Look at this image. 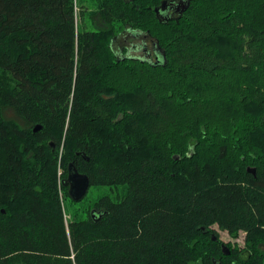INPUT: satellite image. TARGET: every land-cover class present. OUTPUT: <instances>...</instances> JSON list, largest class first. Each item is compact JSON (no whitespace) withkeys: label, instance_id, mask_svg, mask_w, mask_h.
Masks as SVG:
<instances>
[{"label":"trees","instance_id":"16d2710c","mask_svg":"<svg viewBox=\"0 0 264 264\" xmlns=\"http://www.w3.org/2000/svg\"><path fill=\"white\" fill-rule=\"evenodd\" d=\"M163 1L0 0V264H264V0Z\"/></svg>","mask_w":264,"mask_h":264},{"label":"rangeland","instance_id":"374dc122","mask_svg":"<svg viewBox=\"0 0 264 264\" xmlns=\"http://www.w3.org/2000/svg\"><path fill=\"white\" fill-rule=\"evenodd\" d=\"M75 15H76V21L78 23L79 28L81 29L83 24H86L89 26L88 20H80L79 17V6L76 7L75 9ZM128 36H126L127 43L124 42V40H121L120 42H116L114 44V50L116 51L117 55L121 57L123 54L121 53L122 47H125V45L129 48L127 56H132V57H144V55H149V59H153L152 54V43L147 37H142V35L135 34V33H127ZM134 45L136 47V50L134 51L133 49H130V45ZM144 44L143 49L140 48V45ZM107 196L113 201L116 199L117 191L114 189L108 188V187H89L87 191L86 198L83 201L76 202L77 204L73 205L68 199L65 200V207L68 213V216L65 217V221H69L70 217L75 214V209H82L86 204L93 203L96 199L99 197H104ZM70 199V198H69ZM78 218L79 219H84L86 218L85 214H82L81 212H78ZM213 229L218 233L220 239L223 242H228L231 241L230 238L227 236L226 232H221L220 230L217 229L216 226L213 227ZM234 242V241H233ZM238 244H242V234L240 235L239 239L236 241Z\"/></svg>","mask_w":264,"mask_h":264},{"label":"water","instance_id":"95a60500","mask_svg":"<svg viewBox=\"0 0 264 264\" xmlns=\"http://www.w3.org/2000/svg\"><path fill=\"white\" fill-rule=\"evenodd\" d=\"M166 1L164 0L159 8L154 9L156 16L158 17L160 12L164 11L166 7ZM189 0L186 2L185 0H178L177 5L174 7L178 13L182 14L188 7ZM40 126H36L33 129V132H37L40 130ZM53 146L52 143H50ZM177 160L178 158H174ZM63 187H67V195L73 202L82 201L85 197L89 186L90 181L86 175H83L77 171L75 166L72 163H69L67 166V177L62 182ZM223 250L226 248L223 246ZM225 255H228V251L224 252ZM214 264H220L219 262H214Z\"/></svg>","mask_w":264,"mask_h":264},{"label":"flooded vegetation","instance_id":"af4514ba","mask_svg":"<svg viewBox=\"0 0 264 264\" xmlns=\"http://www.w3.org/2000/svg\"><path fill=\"white\" fill-rule=\"evenodd\" d=\"M173 6V5H172ZM171 5L168 6V4H166V7L164 8V16H174L176 14H179L177 10L174 9V7H172ZM125 42H127V39H125ZM131 49H133L134 51L136 50V47L134 45L130 44ZM140 47L143 49L144 44H141ZM151 56H153V58L155 59L156 57L154 56V54H151ZM144 57L149 58V55H144ZM97 214H99V212L95 209L90 210V215L91 217L97 216Z\"/></svg>","mask_w":264,"mask_h":264}]
</instances>
